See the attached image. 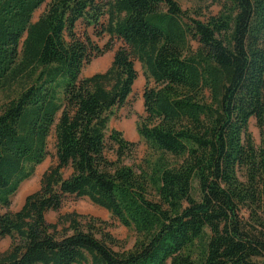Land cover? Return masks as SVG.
Instances as JSON below:
<instances>
[{"label": "trees", "instance_id": "1", "mask_svg": "<svg viewBox=\"0 0 264 264\" xmlns=\"http://www.w3.org/2000/svg\"><path fill=\"white\" fill-rule=\"evenodd\" d=\"M216 1L203 17L175 0H0V211L52 135L56 160L19 211L0 213L11 239L0 264H264V0ZM91 28L123 46L83 78L111 48ZM137 61L148 154L134 166L137 143L110 122ZM68 197L107 210L136 233L134 247L89 215L48 222Z\"/></svg>", "mask_w": 264, "mask_h": 264}, {"label": "rangeland", "instance_id": "2", "mask_svg": "<svg viewBox=\"0 0 264 264\" xmlns=\"http://www.w3.org/2000/svg\"><path fill=\"white\" fill-rule=\"evenodd\" d=\"M50 0H47L49 2ZM179 3L182 9L186 11H198L202 16L209 14H217L220 7L216 0H175ZM46 8V4L43 5L38 11L35 12L33 20L36 21ZM84 27L79 26V31L83 32ZM93 42L100 48H104L108 42H111V48L104 55L93 60L92 63L86 65L82 71V77H91L97 73L105 72L112 64L116 51L123 46V43L119 40L111 41L109 36L97 37L94 35L93 28L88 30ZM136 70L138 72V78L133 87V93L131 94L128 103L121 109H116L114 117L110 122V129H116L121 131L124 138L128 141L137 143V150L135 156L131 159H127L128 165L137 166L141 164L148 154V148L144 141L140 138L137 132V124L140 117L144 116V101L143 91L146 85V79L144 76L143 68L140 62H136ZM5 101V95L0 94V104ZM250 132L252 133L257 145L261 142L260 131L257 127L255 119L250 122ZM49 156L40 164L33 176L21 184L16 194L12 197V204L9 210H1L0 213L7 211L17 212L25 203L27 196L38 191L41 187V179L43 174L55 164V137L52 135L48 140ZM71 174V170H64V176L68 177ZM24 188L25 195L20 196V191ZM78 213L81 215H89L95 218H99L108 223V231L119 241L122 242L124 249H132L136 242V233L127 229L118 220L112 218L111 214L96 205H94L88 198H75L68 197L62 208L59 211H49L46 214V219L50 223L58 221L59 217L68 213ZM11 245V239L9 237L0 238V252H5Z\"/></svg>", "mask_w": 264, "mask_h": 264}, {"label": "bare ground", "instance_id": "3", "mask_svg": "<svg viewBox=\"0 0 264 264\" xmlns=\"http://www.w3.org/2000/svg\"><path fill=\"white\" fill-rule=\"evenodd\" d=\"M24 195H25V190H24V188H22V190L20 191V196L22 197Z\"/></svg>", "mask_w": 264, "mask_h": 264}]
</instances>
